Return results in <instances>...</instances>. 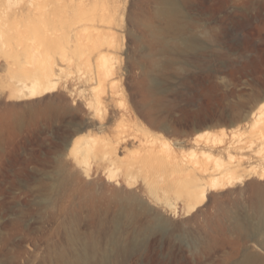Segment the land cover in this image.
I'll return each instance as SVG.
<instances>
[{"label": "rangeland", "instance_id": "374dc122", "mask_svg": "<svg viewBox=\"0 0 264 264\" xmlns=\"http://www.w3.org/2000/svg\"><path fill=\"white\" fill-rule=\"evenodd\" d=\"M175 2L173 20L160 0H74L77 14L95 19L70 10L67 23H50L48 34L69 42L65 57L47 59L52 88L41 95H12L15 61L0 53V264H66L59 252L78 254L71 236L95 240L107 259L93 264L264 258L262 234L236 227L253 214L256 186H264L258 175L184 213L182 200L175 211L100 154L111 143L126 161L146 137L184 144L204 131L229 136L264 114V0ZM95 36L88 68L73 50ZM103 57L115 80L89 81ZM81 135L88 149L65 154Z\"/></svg>", "mask_w": 264, "mask_h": 264}, {"label": "bare ground", "instance_id": "6f19581e", "mask_svg": "<svg viewBox=\"0 0 264 264\" xmlns=\"http://www.w3.org/2000/svg\"><path fill=\"white\" fill-rule=\"evenodd\" d=\"M160 1L163 3L161 12L175 20L179 12L175 0ZM73 3L74 0L70 4L64 0H0V53L15 61V64L10 62L9 65L13 78V96L27 98L51 90L52 85L47 80V59L54 58L56 54L65 57L69 40L65 34L64 38L58 33L55 36L59 38L48 34V26L57 23L50 24L52 21L63 19L67 23V18L72 15L70 10L81 21L84 18L95 19V14L90 11L84 14L78 12V15ZM64 15L66 18H63ZM98 42L96 36L78 40L73 50L79 60L78 64L90 68L85 53L96 49ZM101 62L98 74L93 77L91 71L88 80L95 79L97 83L107 80L113 82L114 74H109L110 67L105 57L101 58ZM82 137L73 138L70 151L80 154L83 149H88ZM142 142V150L126 161L119 158L117 148L111 143L103 144L100 154L111 164L122 168L129 184L135 183L134 178H140L148 194L157 200L163 197L175 211L178 200L184 202L183 212L191 213L205 203L212 191L230 187L250 175L264 179V114L245 128L238 124V129L233 130L229 136L222 129L204 131L184 144L164 142L160 138L147 140V137ZM99 143V140L96 141V146ZM256 187L253 214L246 218V224L243 225L240 218H237L236 227L246 233L253 230L261 233V243L264 244V186L259 184ZM127 197L129 202L137 198L134 194ZM75 237L71 236L70 246L71 251L78 254L70 258L64 250L58 254L66 264H93L97 258L101 262L106 261L107 256H99L95 240H78ZM78 244L80 248L76 247ZM236 264H264V258L248 253L242 262Z\"/></svg>", "mask_w": 264, "mask_h": 264}, {"label": "water", "instance_id": "95a60500", "mask_svg": "<svg viewBox=\"0 0 264 264\" xmlns=\"http://www.w3.org/2000/svg\"><path fill=\"white\" fill-rule=\"evenodd\" d=\"M73 138H70L65 144V154H67L72 146Z\"/></svg>", "mask_w": 264, "mask_h": 264}]
</instances>
